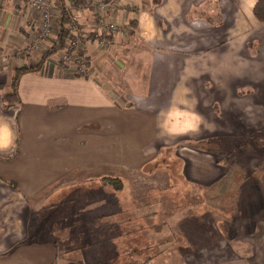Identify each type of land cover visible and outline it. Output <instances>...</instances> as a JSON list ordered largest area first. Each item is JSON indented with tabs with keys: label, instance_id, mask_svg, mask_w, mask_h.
Returning <instances> with one entry per match:
<instances>
[{
	"label": "crops",
	"instance_id": "1",
	"mask_svg": "<svg viewBox=\"0 0 264 264\" xmlns=\"http://www.w3.org/2000/svg\"><path fill=\"white\" fill-rule=\"evenodd\" d=\"M256 2L123 0L113 19L119 28L105 47L93 38L85 43L86 78L62 68L58 54L42 58L58 23L31 52L36 13L0 3V264H57L51 247L31 238L33 220L50 209H77L62 196L80 187L111 189L113 178L127 189L125 178L157 163L164 150H173L187 183L206 188L222 181L214 150L193 145L238 142L245 128L250 138L260 133L262 123L239 120L264 113V23L254 17ZM80 22L87 30L98 26L92 11ZM20 68L31 70L19 79L18 104L6 109L2 95ZM258 159L247 157L246 165L259 171ZM104 206L113 209L109 199ZM55 213L62 224L79 223L78 215Z\"/></svg>",
	"mask_w": 264,
	"mask_h": 264
},
{
	"label": "rangeland",
	"instance_id": "2",
	"mask_svg": "<svg viewBox=\"0 0 264 264\" xmlns=\"http://www.w3.org/2000/svg\"><path fill=\"white\" fill-rule=\"evenodd\" d=\"M239 120L262 123L260 133L250 138L245 128L238 142L224 137L193 145L214 150L224 172L219 184L187 183L173 150H164L157 163L125 178L127 189L110 178L111 189L80 187L64 194L77 209L46 210V217L33 220L31 238L51 247L50 260L58 257L57 264H264V113H242ZM252 155L259 158L257 173L245 162ZM108 199L113 209H101ZM89 211L95 216L85 220ZM54 213L80 220L69 226ZM56 246L64 254L54 252Z\"/></svg>",
	"mask_w": 264,
	"mask_h": 264
},
{
	"label": "built area",
	"instance_id": "3",
	"mask_svg": "<svg viewBox=\"0 0 264 264\" xmlns=\"http://www.w3.org/2000/svg\"><path fill=\"white\" fill-rule=\"evenodd\" d=\"M4 1L0 0V3ZM11 1L16 4H26L36 13L35 33L29 46L31 52L41 50L44 42L54 34V26L58 23L62 12L67 13L69 35L64 49L59 53V64L75 76L86 78L90 75L91 69L89 58L83 53L85 43L93 38L101 47H105L106 38L119 28L113 19L117 11L122 9L120 3L123 0H87L75 6L67 5L64 9L53 0ZM88 11L94 12L98 19V26L94 25L91 30H87L80 22Z\"/></svg>",
	"mask_w": 264,
	"mask_h": 264
},
{
	"label": "trees",
	"instance_id": "4",
	"mask_svg": "<svg viewBox=\"0 0 264 264\" xmlns=\"http://www.w3.org/2000/svg\"><path fill=\"white\" fill-rule=\"evenodd\" d=\"M54 2L57 3L60 6V8L64 9L65 6L67 5L75 6L80 3H83L84 0H54ZM253 14L258 22L264 23V0H257L254 6V9H253ZM68 23H69V18H68L67 13L62 12V15L57 25V38L55 40V44L42 56L43 59L56 55L64 49L65 44L68 39V35H69ZM132 25L135 26V23L132 22ZM107 39L108 38H106V43H107ZM28 70H31V69L20 68L16 70L15 76L12 78L9 84L10 91L2 95L3 106L6 109L10 108L13 105L18 104L19 102V97H18L19 79L21 75ZM51 264H55V263H51Z\"/></svg>",
	"mask_w": 264,
	"mask_h": 264
}]
</instances>
